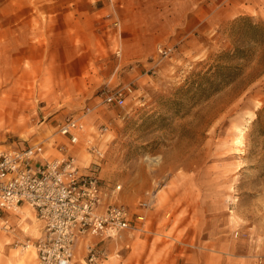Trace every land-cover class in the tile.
Here are the masks:
<instances>
[{
    "label": "rangeland",
    "instance_id": "rangeland-1",
    "mask_svg": "<svg viewBox=\"0 0 264 264\" xmlns=\"http://www.w3.org/2000/svg\"><path fill=\"white\" fill-rule=\"evenodd\" d=\"M72 1L0 0V150L43 131L65 142L56 124L90 105L87 97L62 91L48 77L44 85L50 61L39 37L27 34L43 30L48 18L65 20L63 7ZM131 1L134 6L139 2L144 25L151 14L158 16L154 10L167 4L172 9L180 0ZM245 18L264 23V12L220 17L217 26L206 22L184 46L156 40L146 69L119 83L99 85L93 108L84 116L97 117L102 108V127L107 126L98 143L100 177L121 184L119 199L131 212L148 193L158 191L149 212L153 228L157 233L168 229L182 240L193 264H264V42L255 39L260 32L250 29ZM117 40L113 55L120 59L123 47ZM158 44L175 49L154 63ZM217 65L235 67L218 72ZM116 88L125 91V105L104 104L103 92ZM89 127L93 133L96 125ZM82 151V160L76 155L79 165L92 159L84 146ZM3 230L0 264H24L5 253ZM36 238H11L16 253L28 252L25 264L32 262L34 248L23 244ZM162 241L156 235L151 242V264H164V253L169 256Z\"/></svg>",
    "mask_w": 264,
    "mask_h": 264
},
{
    "label": "crops",
    "instance_id": "crops-1",
    "mask_svg": "<svg viewBox=\"0 0 264 264\" xmlns=\"http://www.w3.org/2000/svg\"><path fill=\"white\" fill-rule=\"evenodd\" d=\"M190 3L185 5L180 0L178 6L172 9L167 4L162 10L158 9L157 12L154 10L153 13H158V16L151 14L152 20H148L143 25L139 19L142 15L139 2L137 6H134L131 0H73L71 4L63 7L62 18L65 20L59 22L55 17L50 20L48 18L43 24V30L27 31L29 38L39 37L38 44L41 46L42 53L45 57L48 55L50 61L49 66H46L47 72L42 75L43 78L45 77L44 85L48 84V77L49 83L60 84L62 91L81 93L89 99L88 108L92 109L93 93L99 85L112 81L119 83L124 77H129L132 73L138 74L146 69L145 59L156 40L167 38L184 46L188 40L196 38L201 33L206 22H210L211 26L214 22L217 26L220 17L228 18L242 14L260 15L264 12V0H190ZM54 12L57 11H52ZM146 16L149 18L148 15ZM114 21L118 24L114 25ZM117 36H119L118 40ZM115 40L120 41L123 47V56L120 59L113 55ZM51 84L50 87H53ZM95 114L97 117L92 115L85 117L89 131H92L89 126L102 124V108ZM43 140H45V156L56 157L59 153L53 141L61 140L56 139L52 134H45L44 131L34 135L22 145H32ZM74 150L81 160L86 155L82 151V145L75 146ZM86 165L87 163L80 164L81 168ZM157 194L158 191L155 199ZM153 205L152 202L146 212L148 229L145 232L124 231L117 239L102 235L78 237L74 245L73 258L69 264H151L152 258L149 256L151 242L156 235L163 238L164 251L169 247V256L164 253V264H193L186 256L182 240L169 234L168 229L157 233L153 228L149 214ZM0 227L7 231L6 233L1 229L3 237L6 238L1 242L7 249L5 253L13 257L17 255V261L28 263V252L18 254L10 247V243L11 238L15 236L29 235L36 238L41 234L42 221L37 217L35 210L28 203L22 202L21 212L18 214L2 211ZM142 242H147L148 245L144 246ZM89 245L96 250L106 251V256L93 262L89 261L87 258ZM127 247L129 250L122 251ZM144 248L146 250H143ZM139 249L142 250L139 251ZM30 251H32L30 253L32 262L29 264H37L35 250Z\"/></svg>",
    "mask_w": 264,
    "mask_h": 264
},
{
    "label": "built area",
    "instance_id": "built-area-1",
    "mask_svg": "<svg viewBox=\"0 0 264 264\" xmlns=\"http://www.w3.org/2000/svg\"><path fill=\"white\" fill-rule=\"evenodd\" d=\"M174 49L172 44H158L154 63L170 57ZM103 94L104 104L125 105L123 88L106 90ZM90 110L87 108L83 114L68 116L56 124V133L65 141H53L59 153L56 157L45 156V140L0 150V212L18 214L22 202L35 210L42 221V231L33 242L24 243L23 248H34L37 264H69L75 242L81 236L117 239L124 231L147 230L146 212L155 193H148L138 202L136 211L131 212L119 199L121 184L100 177L103 154L98 143L107 126L101 124L93 127V133H87L84 116ZM77 145L84 146L92 156L83 168L74 150ZM104 256L106 251L88 246L89 261Z\"/></svg>",
    "mask_w": 264,
    "mask_h": 264
},
{
    "label": "trees",
    "instance_id": "trees-1",
    "mask_svg": "<svg viewBox=\"0 0 264 264\" xmlns=\"http://www.w3.org/2000/svg\"><path fill=\"white\" fill-rule=\"evenodd\" d=\"M246 23L250 27V29L254 31H259V34H255V39L260 42H264V23H252L249 18H245ZM234 65H217L218 72L219 70H233Z\"/></svg>",
    "mask_w": 264,
    "mask_h": 264
}]
</instances>
